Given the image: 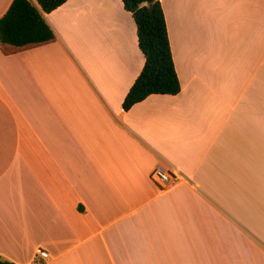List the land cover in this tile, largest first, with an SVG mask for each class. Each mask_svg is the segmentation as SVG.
Listing matches in <instances>:
<instances>
[{
  "label": "crops",
  "instance_id": "1",
  "mask_svg": "<svg viewBox=\"0 0 264 264\" xmlns=\"http://www.w3.org/2000/svg\"><path fill=\"white\" fill-rule=\"evenodd\" d=\"M30 1L56 40L0 48V257L264 264V0H159L180 91L128 110L145 59L122 0Z\"/></svg>",
  "mask_w": 264,
  "mask_h": 264
},
{
  "label": "trees",
  "instance_id": "2",
  "mask_svg": "<svg viewBox=\"0 0 264 264\" xmlns=\"http://www.w3.org/2000/svg\"><path fill=\"white\" fill-rule=\"evenodd\" d=\"M49 13L66 0H36ZM136 25L138 47L144 65L125 95L122 108L128 110L150 94L176 95L180 83L174 69L164 13L159 0H122ZM56 36L40 10L30 0H12L0 17V48L4 54L52 43ZM0 264H15L0 257Z\"/></svg>",
  "mask_w": 264,
  "mask_h": 264
},
{
  "label": "built area",
  "instance_id": "3",
  "mask_svg": "<svg viewBox=\"0 0 264 264\" xmlns=\"http://www.w3.org/2000/svg\"><path fill=\"white\" fill-rule=\"evenodd\" d=\"M152 180L161 186H164L167 183H174L177 180V177L170 172L163 171L162 169L156 168L150 174ZM38 255L42 258L47 256L45 251H39Z\"/></svg>",
  "mask_w": 264,
  "mask_h": 264
}]
</instances>
